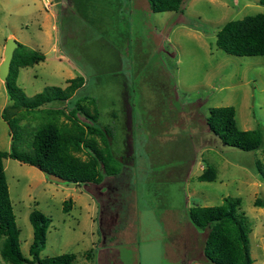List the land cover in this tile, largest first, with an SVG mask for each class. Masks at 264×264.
I'll return each mask as SVG.
<instances>
[{
    "label": "rangeland",
    "instance_id": "obj_1",
    "mask_svg": "<svg viewBox=\"0 0 264 264\" xmlns=\"http://www.w3.org/2000/svg\"><path fill=\"white\" fill-rule=\"evenodd\" d=\"M51 3L46 8L43 0H0V66L7 41L14 39L46 55L44 63L20 69L18 85L27 97L83 77L86 84L72 104L51 108L70 112L79 100L94 101L100 125L114 129L112 150L122 173L100 185L58 184L36 167L6 159L22 253L30 258V214L37 210L51 220L41 258L72 254L74 264H211L205 257L210 228L195 227L189 209L220 206L229 197L243 201L239 214L245 216L251 255L254 264H264V207L258 206H264V181L257 169L258 162L264 167V152L225 146L207 125L212 108L233 107L241 130H264V56H232L216 45L228 22L264 14V5L185 0L180 12L153 13L147 0ZM73 22L84 23L82 32ZM9 102L0 79L5 152L12 144L2 119ZM35 116L22 123L31 127L17 145L21 152H31V128L42 123ZM207 168L216 180L200 182ZM0 264H7L1 254Z\"/></svg>",
    "mask_w": 264,
    "mask_h": 264
},
{
    "label": "trees",
    "instance_id": "obj_2",
    "mask_svg": "<svg viewBox=\"0 0 264 264\" xmlns=\"http://www.w3.org/2000/svg\"><path fill=\"white\" fill-rule=\"evenodd\" d=\"M153 13L180 12L185 0H147ZM264 5V0H259ZM216 45L228 55L238 57L264 56V14L247 16L228 22L217 34ZM46 61V55L23 44L15 50L10 74L5 83L10 102L2 112V119L11 131V151L0 147V239H3L1 257L7 264H74L76 257L63 254L41 258L46 247L47 232L51 220L35 210L30 214L34 230L30 258L20 247V232L10 197L4 161L13 159L55 174L69 184L100 185L106 177L119 176L121 163L112 150L114 129L100 125V112L94 101L85 98L75 103L70 112L62 108H51L53 104L71 103L77 92L84 88L83 77L69 80L65 88L47 87L34 97H27L18 85L20 69L34 67ZM89 101V102H88ZM92 106V110L90 107ZM38 114L42 123L31 128L27 147L19 151L22 134L28 132L23 121L31 122ZM30 124V123H29ZM210 131L225 146L244 152H264V130H241L236 122L233 107H215L207 118ZM22 128V132H21ZM24 147V146H23ZM86 156L83 159L82 156ZM258 174L264 181V167L257 163ZM200 182L216 180V172L207 168L199 178ZM72 200L65 202L64 211L72 209ZM243 201L240 198H226L215 207L194 206L189 209L192 223L200 230L210 228L205 245V257L211 264H254L251 255L249 231L241 217ZM264 207L263 205H258Z\"/></svg>",
    "mask_w": 264,
    "mask_h": 264
},
{
    "label": "water",
    "instance_id": "obj_3",
    "mask_svg": "<svg viewBox=\"0 0 264 264\" xmlns=\"http://www.w3.org/2000/svg\"><path fill=\"white\" fill-rule=\"evenodd\" d=\"M19 47V43L14 39H9L6 44L5 52H4V61L0 66V79L7 83L8 76L11 70V64L14 58L15 50ZM40 170V169H39ZM47 179L51 182L58 183V184H65L67 181L60 176L55 174H48L43 172Z\"/></svg>",
    "mask_w": 264,
    "mask_h": 264
},
{
    "label": "crops",
    "instance_id": "obj_4",
    "mask_svg": "<svg viewBox=\"0 0 264 264\" xmlns=\"http://www.w3.org/2000/svg\"><path fill=\"white\" fill-rule=\"evenodd\" d=\"M64 5H65V6H64L65 8L69 6V4H67V3H65ZM75 10H76V9H73V10L70 9V10H69V11H70V13H69L70 16L77 17V13H78V12H76ZM82 19H83V18H82ZM83 20H84V19H83ZM84 21H85V20H84ZM75 23H76V22H73V23L71 24V25L74 27V29H77L78 32H80V31L82 32V30H83V26H84V23H83V24H75ZM56 30H57V29H56ZM77 31L75 32L76 34H77ZM55 53L58 54V55L61 56V57L66 58V56H65L64 54L61 55L60 53H58L57 50H55Z\"/></svg>",
    "mask_w": 264,
    "mask_h": 264
},
{
    "label": "built area",
    "instance_id": "obj_5",
    "mask_svg": "<svg viewBox=\"0 0 264 264\" xmlns=\"http://www.w3.org/2000/svg\"><path fill=\"white\" fill-rule=\"evenodd\" d=\"M43 2L46 8H50V6L52 5L51 0H43Z\"/></svg>",
    "mask_w": 264,
    "mask_h": 264
}]
</instances>
